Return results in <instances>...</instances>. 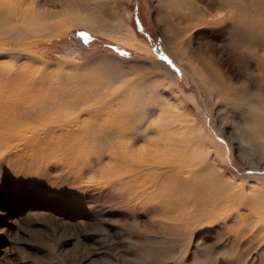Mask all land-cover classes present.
<instances>
[{
  "label": "rangeland",
  "instance_id": "rangeland-1",
  "mask_svg": "<svg viewBox=\"0 0 264 264\" xmlns=\"http://www.w3.org/2000/svg\"><path fill=\"white\" fill-rule=\"evenodd\" d=\"M196 1L208 9L209 0ZM233 1L231 20L192 28L182 48L169 41L165 20L173 17L161 0H112L98 30L57 18L47 33L15 46L33 57L27 59L35 61L31 68L60 69L79 91L100 86L105 94L120 87L123 95L137 91L140 99L134 105L140 116L132 125L141 118L145 125H167L174 132V122L188 118L196 123L214 142L201 155L212 152L215 170L226 169L229 179L258 189L253 197L260 200L264 0ZM211 11L220 13L222 7ZM244 16L251 19L248 25L242 23ZM118 23L126 32L116 31ZM105 30L120 38L106 36ZM174 51L194 60L200 80ZM111 56L124 62L112 64ZM140 135L136 152H148L158 134ZM111 142L95 141L98 151L80 142L82 153L50 138L21 150L14 147L11 154L0 150V264H264V232L239 221L245 207L233 206L226 212L230 216L221 219L210 210L211 196L204 190L187 192L188 203L177 195L183 198L179 208L161 193L168 178L137 172L126 185L119 178L123 165L108 155ZM99 153H104L101 159ZM202 200L205 207L198 206Z\"/></svg>",
  "mask_w": 264,
  "mask_h": 264
},
{
  "label": "bare ground",
  "instance_id": "bare-ground-1",
  "mask_svg": "<svg viewBox=\"0 0 264 264\" xmlns=\"http://www.w3.org/2000/svg\"><path fill=\"white\" fill-rule=\"evenodd\" d=\"M161 1L170 8L168 12L173 17L172 20H165L170 32L169 41L179 48L186 45L184 37L192 38V28L199 29L205 23H222L235 16L233 0H209L208 9L200 7L196 0ZM111 2L112 0H0V150L11 154L14 147L21 150L49 138L59 146L80 149V142L102 143L109 138L113 142L110 143L108 155L123 165L119 178L124 184L128 185L137 172L148 173L155 178H168V184L162 187L161 193L165 201L179 208L183 206V198L176 197H184L187 192L193 194L197 189L204 190V194L211 196L208 197L212 206L210 210L215 217L228 218L230 213L226 212L233 206L239 209L245 207L246 212H238L239 221H243L247 229L264 232V199L253 197L258 189L247 188L246 183L239 182L235 177L229 179L226 169L217 167L215 170V161L210 160L212 152L201 155V150L205 146L214 145V142L196 123L188 118L182 123L174 122V132H168L167 125H145L147 123L141 118L138 124L132 125L140 116V112L135 109L137 105H134L140 99L137 91L131 90L130 95H123L124 87H120L105 94L102 86L79 91L69 78L71 75L60 69H52L47 64L41 68H31L35 61L27 59L33 57L17 50L15 46L17 42L22 43L28 38L44 35L54 26L57 18L64 24L80 23L88 29L98 30L100 17L103 12L111 9ZM50 6H59L61 10L48 11ZM220 7L222 12L212 13L211 10L215 11ZM74 8H77L78 13H74ZM242 21L248 25L251 19L244 16ZM126 30L123 23L116 25L117 32L124 33ZM103 34L112 39L120 38L116 33L106 30ZM135 36L142 40L138 35ZM259 37L264 38V34ZM17 39L20 41H16ZM172 53L180 55L177 58L183 66L187 60L192 77L200 80L191 57L177 51ZM6 58L10 62L3 63ZM110 58L113 60L110 61L112 64L124 62L118 56ZM77 109H80L78 114ZM261 123L264 127V118ZM141 131L144 137L158 135L151 139L153 145L148 152L137 153L135 146L141 137ZM85 138L88 140L85 141ZM92 150L98 151L97 144L93 145ZM103 154L99 153L96 157L101 159ZM184 200L188 203L189 197H184ZM201 205L205 207L207 203L202 200L198 206ZM185 209L190 213L188 205ZM192 216L193 213H190L188 218Z\"/></svg>",
  "mask_w": 264,
  "mask_h": 264
}]
</instances>
